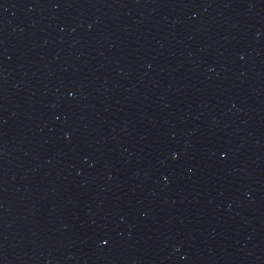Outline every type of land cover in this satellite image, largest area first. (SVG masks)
Masks as SVG:
<instances>
[{"label": "water", "instance_id": "obj_1", "mask_svg": "<svg viewBox=\"0 0 264 264\" xmlns=\"http://www.w3.org/2000/svg\"><path fill=\"white\" fill-rule=\"evenodd\" d=\"M0 264H264V0H0Z\"/></svg>", "mask_w": 264, "mask_h": 264}]
</instances>
